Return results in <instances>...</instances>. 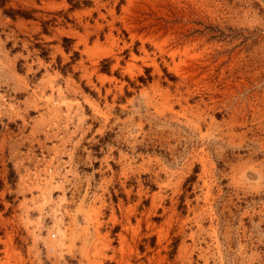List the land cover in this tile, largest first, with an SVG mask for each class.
Returning a JSON list of instances; mask_svg holds the SVG:
<instances>
[{
    "label": "rangeland",
    "instance_id": "obj_1",
    "mask_svg": "<svg viewBox=\"0 0 264 264\" xmlns=\"http://www.w3.org/2000/svg\"><path fill=\"white\" fill-rule=\"evenodd\" d=\"M0 264H264V0H0Z\"/></svg>",
    "mask_w": 264,
    "mask_h": 264
}]
</instances>
